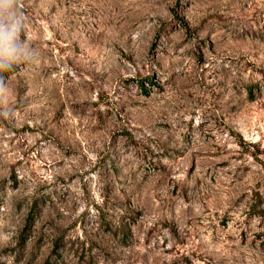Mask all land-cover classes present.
<instances>
[{"label":"rangeland","instance_id":"obj_1","mask_svg":"<svg viewBox=\"0 0 264 264\" xmlns=\"http://www.w3.org/2000/svg\"><path fill=\"white\" fill-rule=\"evenodd\" d=\"M20 8L0 264H264V0Z\"/></svg>","mask_w":264,"mask_h":264},{"label":"clouds","instance_id":"obj_2","mask_svg":"<svg viewBox=\"0 0 264 264\" xmlns=\"http://www.w3.org/2000/svg\"><path fill=\"white\" fill-rule=\"evenodd\" d=\"M25 16L20 0H0V70L11 62L29 61L32 52L21 40ZM6 90V83L0 80V93Z\"/></svg>","mask_w":264,"mask_h":264}]
</instances>
